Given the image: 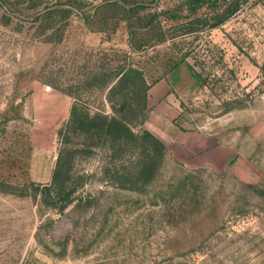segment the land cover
I'll list each match as a JSON object with an SVG mask.
<instances>
[{"label": "rangeland", "instance_id": "374dc122", "mask_svg": "<svg viewBox=\"0 0 264 264\" xmlns=\"http://www.w3.org/2000/svg\"><path fill=\"white\" fill-rule=\"evenodd\" d=\"M37 1L0 0V264H264V0L212 29L188 23L212 0H138L158 15L156 29L134 23L150 40L140 50L124 20L94 10L104 0L47 26ZM169 73L181 83L175 124L207 145L174 144L151 181L117 185L103 174L110 150L87 152L69 108L139 131L148 86ZM56 162L55 182L76 198L62 211L54 188L41 190Z\"/></svg>", "mask_w": 264, "mask_h": 264}, {"label": "trees", "instance_id": "16d2710c", "mask_svg": "<svg viewBox=\"0 0 264 264\" xmlns=\"http://www.w3.org/2000/svg\"><path fill=\"white\" fill-rule=\"evenodd\" d=\"M52 1L53 2H44L38 0L34 3V5L40 6L39 9L34 12V18L38 19L39 22L43 20L45 26H47V24L50 25V22L54 21L57 12H62L65 16L69 17L73 12H79L81 7L87 3V0H63L65 4L64 9H58L59 4L61 5V0ZM89 1L88 4H91L93 0ZM212 1L213 4H209L207 11L196 15L188 23H194V25L199 27L205 26L208 29L215 28L221 25L230 15L234 14L241 5L246 4L250 0ZM139 2L138 0H104L93 5L95 11H103L105 18L109 16L125 21L128 46L137 50L150 45V40L140 34H138L139 36L137 35L134 23H138V27L141 28L146 24H150V21L149 23H147V21L148 19H152L155 20V24L152 25L154 26L152 30L156 29L158 25V21H156L158 16L157 13L155 11H149V9L144 16L141 7L138 6ZM3 3H6V1H3ZM16 9L15 5H5V10L9 11V14H12ZM81 18L86 21L88 16L84 17L82 14ZM102 20L107 22L109 19ZM102 24L105 26L106 23ZM116 25V23L110 25V30L112 32ZM97 28L103 30L101 29L102 27ZM191 30L195 31L197 29ZM161 40L163 39L158 38L155 39V42ZM45 41H49V39L47 38ZM127 72L132 73L134 76H138L139 85L144 84L140 73L136 69L128 68ZM121 76H119L118 79H120ZM66 125L74 128L81 133L85 139L89 140L86 143V147L88 146L87 152H91L92 147H105L107 150H110L108 154V159L110 161L109 164L103 168V174L112 179L117 185L126 186L127 188H137L151 181L168 150L167 144L146 128L142 127L139 131L134 132L121 116L101 113L90 114L87 109L75 103L69 108ZM58 133L60 134V130ZM127 155L128 157H126ZM123 156L128 159V165L123 167V172H119L118 169L115 168L113 160H121ZM57 169L58 164L56 162L51 173V183L42 186L41 190L48 194L50 187H53L55 192L54 198H56L55 202H57L55 206L59 211H62L70 204H73L76 198L72 195L71 191H65L61 183L55 182L58 174Z\"/></svg>", "mask_w": 264, "mask_h": 264}, {"label": "crops", "instance_id": "0c3cea01", "mask_svg": "<svg viewBox=\"0 0 264 264\" xmlns=\"http://www.w3.org/2000/svg\"><path fill=\"white\" fill-rule=\"evenodd\" d=\"M175 73H169L167 77L159 78L152 82L147 89L145 97L146 114L143 127L161 139L168 146V151L178 155L179 152L172 148L177 145L184 151H189L192 146L204 147L205 139L197 132L180 129L175 124L178 115V103L175 93L181 86L180 79ZM213 153L215 149H212ZM176 152L178 154H176ZM213 158L202 159L201 163H213ZM187 162L193 163L192 159Z\"/></svg>", "mask_w": 264, "mask_h": 264}]
</instances>
